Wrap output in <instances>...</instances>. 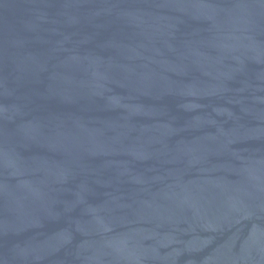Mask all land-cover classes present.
I'll return each instance as SVG.
<instances>
[{"label": "water", "instance_id": "obj_1", "mask_svg": "<svg viewBox=\"0 0 264 264\" xmlns=\"http://www.w3.org/2000/svg\"><path fill=\"white\" fill-rule=\"evenodd\" d=\"M0 264H264V0H0Z\"/></svg>", "mask_w": 264, "mask_h": 264}]
</instances>
